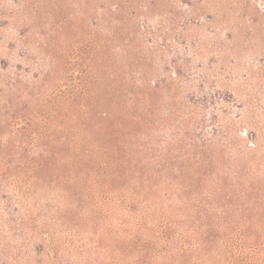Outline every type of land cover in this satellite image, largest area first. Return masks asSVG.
<instances>
[{
  "label": "rangeland",
  "instance_id": "rangeland-1",
  "mask_svg": "<svg viewBox=\"0 0 264 264\" xmlns=\"http://www.w3.org/2000/svg\"><path fill=\"white\" fill-rule=\"evenodd\" d=\"M0 264H264V0H0Z\"/></svg>",
  "mask_w": 264,
  "mask_h": 264
}]
</instances>
